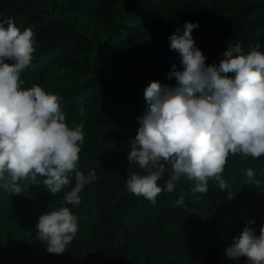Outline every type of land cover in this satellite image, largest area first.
<instances>
[{
	"label": "trees",
	"instance_id": "1",
	"mask_svg": "<svg viewBox=\"0 0 264 264\" xmlns=\"http://www.w3.org/2000/svg\"><path fill=\"white\" fill-rule=\"evenodd\" d=\"M0 17L33 30L35 52L21 86L55 94L66 124H83L77 170L96 172L76 207L63 199L75 172L55 196L40 174L30 196L0 189V264H247L246 257L228 259L225 250L249 221L258 223L257 235L264 225V155H230L223 190L210 179L207 193L194 192L195 182L182 176L155 205L130 193L126 179L129 172L144 174L128 153L147 107L146 87L153 81L174 86L172 66L182 70L168 37L186 21L198 22L192 36L206 66L218 65L237 43L245 52L256 45L264 51V0H0ZM76 116L92 122L71 121ZM171 174L166 165L158 185L166 187ZM64 206L77 217L78 233L64 253L52 254L36 224Z\"/></svg>",
	"mask_w": 264,
	"mask_h": 264
},
{
	"label": "clouds",
	"instance_id": "2",
	"mask_svg": "<svg viewBox=\"0 0 264 264\" xmlns=\"http://www.w3.org/2000/svg\"><path fill=\"white\" fill-rule=\"evenodd\" d=\"M199 26L186 21L168 37L182 70L172 66L168 79L175 78L174 86L153 81L146 87L147 107L130 141L128 160L144 174L129 172L126 188L153 205L162 191L172 192L182 176L195 182L194 192L207 193L210 179L223 190L227 184L222 174L230 155H264V51L256 45L245 52L237 43L221 53L218 65L206 66L207 57L192 36ZM35 47L31 28L21 31L12 18L0 17V189L30 196L28 187L40 174L46 177L42 185L55 196L72 184L75 172V184L63 199L76 207L96 172L85 175L77 170L85 141L83 124L75 128L66 124L55 94L39 85L21 86V74L31 66ZM166 165L172 174L164 187L158 181ZM246 175L254 182L253 169ZM174 203L182 205L184 198ZM255 223L249 221L233 238L225 250L228 259L246 257L247 264H264V225L257 235L250 226ZM36 230L49 253L62 254L78 233V219L64 206L41 215Z\"/></svg>",
	"mask_w": 264,
	"mask_h": 264
},
{
	"label": "rangeland",
	"instance_id": "3",
	"mask_svg": "<svg viewBox=\"0 0 264 264\" xmlns=\"http://www.w3.org/2000/svg\"><path fill=\"white\" fill-rule=\"evenodd\" d=\"M89 119V117H87V116H82V117H78V116H76V117H72L71 118V121H78V120H82V121H84V122H86L87 124L89 123V121H91L92 122V120H88ZM90 122V123H91ZM86 128H88V125H86ZM128 141V140H127ZM126 142V141H125ZM129 142V141H128ZM127 143V142H126ZM128 146V145H127ZM263 213H261V215H262ZM258 227H259V225H258V223H256V225H254L253 226V228H255L256 229V232H257V230H258ZM235 233H237L238 235L241 233L240 231H235Z\"/></svg>",
	"mask_w": 264,
	"mask_h": 264
}]
</instances>
